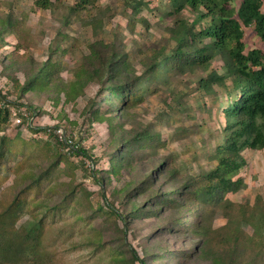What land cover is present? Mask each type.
<instances>
[{
	"label": "rangeland",
	"instance_id": "obj_1",
	"mask_svg": "<svg viewBox=\"0 0 264 264\" xmlns=\"http://www.w3.org/2000/svg\"><path fill=\"white\" fill-rule=\"evenodd\" d=\"M35 1L0 0V31L9 18L16 26L15 34L0 32V91L6 96L0 101V108L10 110L8 124L0 130V137L15 139L11 143L15 154L10 152L11 159L1 169L0 202L11 200L15 194L14 166L22 158L26 141L39 142L30 148L39 157L32 168L39 171L45 163L44 148L40 147L46 136L38 134L37 128L55 133L61 128L71 140L69 133H72L73 143L86 148L91 158L69 155L73 168L68 171L66 166L50 182L55 193L37 196L34 192L21 200L12 218L0 227V263L119 264L116 258L131 257L128 242L141 257H147V264H212L214 256H232V252L239 255L238 264H264V225L254 228L247 221H236L254 240L250 246L243 242L240 245L243 248L233 251L229 241L221 242L219 238L207 241L186 230V226L176 228L178 218L189 225L195 222L199 206L192 202H185L181 209L164 206L157 214L129 218L128 227L123 219L108 213L112 203L121 214L131 211L130 197L120 189L132 178L145 179L154 172L146 188L133 197L138 205L147 206L148 201H153L151 197L167 193L174 183L183 186L217 164L214 157L226 126L222 105L229 90L213 84V89L207 91L199 79L207 78L213 70L224 71L220 57L208 69L170 71L125 114L120 110L116 114L106 112L109 104L106 103L103 115L92 120L94 103L105 97L101 85L95 81L88 83L77 98L67 100V89L77 79L75 73L84 67L91 42L103 39L116 43L121 51L131 55L134 70L140 74L145 69L142 60L145 54L155 49L170 52L176 46L172 29L177 28L180 17L196 30L209 20L189 7L182 14H175L170 0H145L147 4L132 17L124 14L131 10L128 0H89L82 7L78 6V0H51V8H42ZM245 32L247 50L254 47L264 50V42L252 27H246ZM58 43L67 49L61 55L51 52V47ZM52 57L63 60V67L56 73L60 78L59 90L51 87L21 96L29 75ZM112 121L117 126L116 133L109 126ZM145 128L159 133L164 144L146 148L149 156L138 161L132 172L124 169L121 177L111 175V181L102 183V189L96 174L104 175L108 169L109 153L122 145V138L129 131ZM53 141L58 149L62 148ZM243 155L246 163L235 178H242L246 186L229 192L227 197L239 208L255 206L259 198L264 205V148L246 149ZM162 163L167 171L175 169L177 176L168 181L161 176L156 168ZM149 185L153 187L150 189ZM22 188L18 187V191ZM183 190L188 195L191 188ZM84 191L90 193L94 208L102 206L106 214L96 215L82 207L79 200L86 198ZM178 197L177 193L172 198ZM154 208L158 206H149L147 210ZM80 213L87 218H80ZM212 213L205 222L208 225L211 222L213 230L229 222L220 210L214 209ZM38 219H43L44 227L37 237L30 238L26 234L28 224ZM260 245L262 248L258 249Z\"/></svg>",
	"mask_w": 264,
	"mask_h": 264
},
{
	"label": "trees",
	"instance_id": "obj_2",
	"mask_svg": "<svg viewBox=\"0 0 264 264\" xmlns=\"http://www.w3.org/2000/svg\"><path fill=\"white\" fill-rule=\"evenodd\" d=\"M128 1L131 2V10L124 14L130 17L139 13L147 4L145 0ZM35 3L42 8H51L52 6L51 0H36ZM87 3L89 0L77 1L79 7ZM170 6L175 14H182L183 10L189 7L199 12L203 18H207L209 23L200 30H196L192 24L180 17L177 28L172 29L177 42L176 46L170 52L166 49H155L151 53L145 54L146 58L144 59L143 56L142 59L145 69L140 74L134 70L131 55L126 51H121L116 43L103 41V39L91 42L90 53L87 55L84 67L75 73L77 79L67 89V100L71 101L77 98L88 83L95 81L101 85L105 97L102 100L103 103L97 101L94 103L91 110L92 120H97L103 115L102 110L106 103H109L106 112L116 114V111L120 110L121 114H125L128 108L141 102L143 95L151 93L153 85L162 76H168L170 71L185 72L208 69L212 61L220 57L224 62V71L220 73L213 70L207 78L199 79L201 86L207 91L213 89V84L229 90V97L222 105L226 126L224 128L225 135L217 146L214 157L217 164L212 169L195 176L192 181L184 183L183 186L178 182L174 183L167 193H158L151 197L150 199L153 201H148L147 206L138 205L136 201H133V197L136 192L146 188L153 178L154 172L145 179L132 178L123 189H120L130 197L128 201L133 204L131 211L125 215L121 214L112 203L109 205L108 213H114L123 219L128 227L129 218L134 220L138 216L157 214L164 206L181 209L185 202H192L199 206V210L195 213V222L189 225L185 219L178 218L175 223L178 224L176 228L186 226V230H190L195 236L207 241L210 238H219L221 242L229 241L235 251L243 248L241 247L243 242L250 246L254 240L253 236L248 235L244 228L235 224L236 221H247L254 228L264 225V205L261 204L260 198L255 206H240V208L242 207L240 209L227 197L229 192H237L246 186L242 178H235L246 163L243 151L264 148V50L259 47L247 50L245 41V29L252 27L256 35L264 42V0H239L238 2L237 0H170ZM6 22L1 26V35L15 34L16 26L12 24L11 18ZM62 46L60 43L52 46L51 52L59 55L65 53L67 49ZM62 61L60 58L52 57L51 60L35 69L29 75L21 96L30 91L51 89V87L57 90L60 87L57 80L60 78L56 76V73L63 67ZM2 92L0 91V101L6 98ZM114 102H118L117 105ZM18 104L23 105V103ZM96 105L97 107H94ZM9 116L10 110L7 107L0 108V130H4V126L8 124ZM109 126L113 133L118 131L113 121ZM37 131H40L38 134L46 136L40 147L44 148L42 161L45 163L43 166L41 165L39 171L32 168L39 157L35 151L30 152V148L39 142L26 141L22 158L17 160L14 166L16 178L12 187L15 194L11 200L0 202V227L12 218L13 212L21 200L27 198L28 195L34 192L37 193V196L55 193L50 182L55 174L60 173L66 166L69 168L68 171L73 168V163L69 161V155L91 158L86 148L75 143L72 146L67 145L54 130L47 131V128H37ZM69 135L74 142L72 133ZM0 138L1 176L3 165L11 159L10 152L13 154L11 143L15 139ZM53 140L58 142L62 148L58 149ZM161 141H163L161 135L149 128L129 131L122 138V145L109 153V167L104 170V175L96 174L101 186L102 183L111 181V175L114 178L121 177L124 169L132 172L138 161L149 156V153H146V148L163 145L164 143ZM26 166H29L30 169L27 170ZM156 171H159L167 181L177 176L175 169L167 171L164 169L163 163L157 166ZM22 186L23 188L18 191V187ZM148 187L151 189L153 186L149 185ZM189 187L191 188L190 194L186 195L183 189ZM102 189H104L103 186ZM102 193L104 194V190ZM177 193L179 197L178 200H175L172 197ZM84 194L86 198L79 200L82 207L91 209L96 215L106 214L104 207L94 208L89 199V192L84 191ZM152 203L154 205H151ZM149 206H158V209L154 208L152 211H148ZM214 209L220 210L229 219V222L224 227L213 230L211 222L208 225L205 220L212 217ZM80 216V218H87L81 213ZM43 222V219L30 221L27 236L37 237L44 227ZM123 231L126 235L127 230ZM254 231L257 235L261 232L255 229ZM127 244L131 248V257H124V259L119 257L116 258V261H119V264H136V262L147 264V257H141L130 243L127 242ZM261 246L258 249H261ZM183 254H186L185 251ZM236 255L232 252V256L225 257L221 254L214 256L212 264H238L236 259L239 255Z\"/></svg>",
	"mask_w": 264,
	"mask_h": 264
},
{
	"label": "built area",
	"instance_id": "obj_3",
	"mask_svg": "<svg viewBox=\"0 0 264 264\" xmlns=\"http://www.w3.org/2000/svg\"><path fill=\"white\" fill-rule=\"evenodd\" d=\"M18 122H20V119L18 120ZM56 133L59 135V137L65 141L67 144H69L70 146L73 145V141L71 139H69L66 135V133L63 131V129L59 128L56 130Z\"/></svg>",
	"mask_w": 264,
	"mask_h": 264
}]
</instances>
